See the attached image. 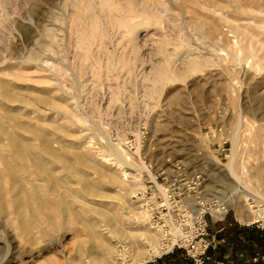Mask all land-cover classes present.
Returning a JSON list of instances; mask_svg holds the SVG:
<instances>
[{"label": "rangeland", "instance_id": "obj_1", "mask_svg": "<svg viewBox=\"0 0 264 264\" xmlns=\"http://www.w3.org/2000/svg\"><path fill=\"white\" fill-rule=\"evenodd\" d=\"M132 1L11 0L12 17L6 21V34L0 41V56L4 54L0 58L4 62L0 65V78L16 67L15 71L24 68L32 71L28 75L34 79L41 75L52 80L54 69H59L60 88L57 89L56 80H48L51 83L47 81L41 86L59 95L65 106L78 116L62 115V122L73 133L68 142L72 146L87 147L96 161L102 155L110 158V163L119 159L126 179L133 183V187L121 191L123 203L113 197L94 199L115 214L119 229L137 225L132 209L136 207L138 212V205L132 196L140 186L138 172L145 163L184 159L192 167L191 173L202 174L203 194L208 197L216 192L224 194L223 200L229 206L226 216L231 215L242 222L243 227L259 232L254 236L255 247L253 241L242 242L250 255L243 264H264V229L250 223L255 217L249 204L255 203L247 193H244L245 198H238L239 191L234 193L224 182L232 178L226 166L232 162L237 181L233 182L237 188L243 189L240 185L244 181L264 198V100L259 109L253 100L254 93L264 96V70L245 57V52L229 49L225 44L215 46L206 37L205 20L209 19H205L206 12L201 6L192 2L207 4L209 0ZM213 1L229 5L223 10L224 15L243 17L236 12L233 1ZM246 1L251 3V0ZM87 4H90L89 9ZM0 16L1 19V12ZM112 16L119 24L112 25ZM213 18L220 20L219 28L234 40L231 26L219 15ZM88 21L95 26L92 32L101 29L104 36H93L83 45L76 32ZM71 27H75V32ZM13 44L23 47L18 52L21 58L12 53ZM213 50L216 54L210 52ZM44 64L48 69L58 66L48 70ZM163 66L169 74L157 80L155 74ZM35 69L39 72L36 70L34 75ZM222 139L228 141L226 154L217 152L216 142L221 143ZM0 144L6 148L5 140ZM110 144L120 146L124 158L112 153ZM125 160L132 164L128 165ZM57 170L62 177L63 169ZM35 179V175L29 178L33 184L44 188L45 183ZM25 187L30 189L29 184ZM72 187L80 189L79 185ZM259 203L257 208L262 209L264 215V202ZM208 221L212 241L209 248L217 251L223 241L210 231L217 221L210 217ZM16 227L14 216L9 219L0 208V261L3 260L0 264H71L80 257L82 264H91L85 258L86 252L82 256L77 248L82 242L90 244L92 240L75 222L59 232L45 226L49 232L45 236L34 229V235L20 234ZM166 254L144 264L161 261ZM256 256L259 258L253 260ZM226 258L233 260L231 256Z\"/></svg>", "mask_w": 264, "mask_h": 264}, {"label": "bare ground", "instance_id": "obj_2", "mask_svg": "<svg viewBox=\"0 0 264 264\" xmlns=\"http://www.w3.org/2000/svg\"><path fill=\"white\" fill-rule=\"evenodd\" d=\"M231 1L235 4L236 12L243 17L224 15L223 10L229 6L228 4H221L213 0H209L207 4L197 1L191 2L201 6V9L206 12L205 19H209L208 22L205 20L208 25L206 37L208 36L213 45L225 44L229 49H236L237 52L243 51V53L245 52V57L251 58L254 65L264 70V0H251V3L246 0ZM10 2L11 0H0V12L2 15L0 19V41L6 34H4L6 21L9 17H12L10 16ZM80 3L82 4V2ZM156 4L159 6L158 2ZM84 5L82 4V6ZM86 6L87 9L90 8V4ZM214 15H219L231 26L235 34L234 40L229 38L227 32L219 28L221 26L217 24H219L218 21L220 20L214 21ZM110 20L112 25L119 24V21L113 16ZM82 26L76 33L80 43L83 45L92 40L93 36H104L101 29L100 31L92 32L95 26L93 25V27L89 21ZM72 29L75 32V27ZM22 46L25 45L22 43ZM22 46L13 44L11 47L12 53L20 56L19 50L22 51ZM210 52L216 54L214 50ZM3 55L0 58L4 57ZM8 59L11 60V57ZM16 60L17 58L15 57L13 61L15 62ZM222 61L226 62L224 58H222ZM1 63L4 65V62L0 61V65ZM155 66L158 65L155 64ZM34 67L36 68V66ZM45 67L47 68L48 65ZM14 69L13 71H15ZM224 69H227V65H225ZM36 70H33L34 75L39 72V70L37 72ZM13 71H6V73H9L7 75L1 74L4 78H0V142L2 140L6 141V148H2V144H0V208L4 210L9 219L11 215L14 216L17 224L16 228L20 234L31 235L32 233L34 235V229L40 236H45L49 233L45 226H49L51 230L56 232L75 222L87 232L88 237L92 240V243L89 242L90 244L82 242L77 248V253L82 256L86 252V257H84L88 258L91 264H144L170 250L175 237H167L160 229L152 227L142 214L139 206L138 212L136 207L132 209L134 218L137 221L136 227L119 229L115 214H112L113 212L111 213L103 204L94 201L96 197L101 199L113 197L123 203L124 195L121 191L133 187V183L126 179L123 164L119 159L110 163V158L102 155L96 161L87 147H76L69 143L73 133H70L62 122V115L63 113H68L72 118H78V116L75 111L73 112L69 107L70 110L65 106L59 95L46 86H41L43 83L47 84L48 80H56L57 89L60 88L59 69H54L52 74L55 77L53 79L52 76V80L49 79L50 77L47 79L41 75L40 77L37 76V78L35 76L34 79L28 75L32 71H27L25 68L17 70L15 73ZM168 74L169 70L163 66L155 75L157 80H162ZM6 79L11 80V82L8 83ZM49 81L48 83H51ZM253 95V100L259 109L264 96L258 93ZM60 137L64 139H60ZM54 142L57 144H54ZM109 147L112 153L124 158V152L120 146L110 144ZM126 163L128 165L132 164L129 160ZM226 166L232 174V178L224 181L226 185L231 186L234 193L235 190L239 191L237 194L238 198L241 196L245 198L246 195L251 197L255 204H248L250 209L253 208L251 210L254 213L255 220L264 219V215L261 213L262 209L257 208L261 205L259 202H264V198L244 181L240 185L244 190L237 188L234 184L236 178L233 171V163L230 162ZM57 168L63 169L64 174L62 177L58 176ZM32 175H35V180L45 183L44 188L41 187V189L40 186L33 184L34 178L33 181L29 180ZM25 184H29L30 189H26ZM75 185H79L80 189H74L72 186ZM143 187L140 181V186L135 189V191L137 190L136 193L142 190ZM219 191L221 192V190ZM244 193L247 194L245 195ZM86 196H90V198L87 199ZM247 197L246 200H248ZM212 198L223 200L225 196L216 192L212 197H208L204 193L203 200ZM81 259L80 257L79 261L71 264H82L83 260Z\"/></svg>", "mask_w": 264, "mask_h": 264}, {"label": "built area", "instance_id": "obj_3", "mask_svg": "<svg viewBox=\"0 0 264 264\" xmlns=\"http://www.w3.org/2000/svg\"><path fill=\"white\" fill-rule=\"evenodd\" d=\"M227 142L226 139L216 142L218 153L226 154ZM192 170L184 159L167 158L166 162L159 164L149 161L138 172L144 187L132 197L152 227L160 229L167 237H175L166 253L180 249L193 264H203L209 259L207 250L212 243L208 217L215 221L224 220L229 206L226 201L216 198L203 200V176L194 171L191 173ZM250 223L264 229V219ZM258 258L256 256L253 260ZM214 264L224 263L216 261Z\"/></svg>", "mask_w": 264, "mask_h": 264}, {"label": "crops", "instance_id": "obj_4", "mask_svg": "<svg viewBox=\"0 0 264 264\" xmlns=\"http://www.w3.org/2000/svg\"><path fill=\"white\" fill-rule=\"evenodd\" d=\"M242 222L237 220V218L226 216L224 220L217 221L212 226L214 229L210 230L215 232L217 237L221 238L223 241L222 246L217 247V251L214 249H208L211 261H221L224 264H243L248 262L249 254L247 248L242 245V242L251 243L255 247V238L259 232L257 229L246 228L242 226ZM246 239V241H245ZM243 243V244H244ZM250 245V244H249ZM231 256L233 260L226 258ZM153 264H193L191 260L186 259L181 250H174L166 254L165 258L161 261L153 262ZM233 264V263H232Z\"/></svg>", "mask_w": 264, "mask_h": 264}, {"label": "trees", "instance_id": "obj_5", "mask_svg": "<svg viewBox=\"0 0 264 264\" xmlns=\"http://www.w3.org/2000/svg\"><path fill=\"white\" fill-rule=\"evenodd\" d=\"M184 255V254H183ZM207 255L209 256V259L208 260H206L203 264H214L215 262H213V261H211V257H210V254H209V250H207ZM184 257L186 258V259H189V260H191L190 258H188V257H186L185 255H184ZM191 262H192V260H191Z\"/></svg>", "mask_w": 264, "mask_h": 264}]
</instances>
